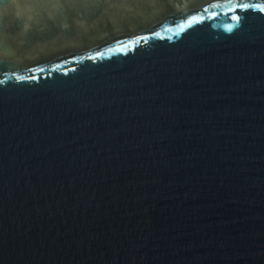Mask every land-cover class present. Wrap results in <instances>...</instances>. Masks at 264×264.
<instances>
[{
	"label": "water",
	"instance_id": "water-1",
	"mask_svg": "<svg viewBox=\"0 0 264 264\" xmlns=\"http://www.w3.org/2000/svg\"><path fill=\"white\" fill-rule=\"evenodd\" d=\"M240 3L264 6L0 0V264H264V12Z\"/></svg>",
	"mask_w": 264,
	"mask_h": 264
},
{
	"label": "snow or ice",
	"instance_id": "snow-or-ice-1",
	"mask_svg": "<svg viewBox=\"0 0 264 264\" xmlns=\"http://www.w3.org/2000/svg\"><path fill=\"white\" fill-rule=\"evenodd\" d=\"M238 6H239L241 9H244V10L248 9L249 7H257V8L260 9V11L264 12V6H261V5H259V4L249 5V4H245V3H240V4H238ZM236 7H237V5H234V6L230 9V11H235V10H236ZM205 11H207V9H206ZM232 18L235 19V20H237V21L240 20V17H239V16H233ZM193 22H198V21H197L196 18H193V20L189 22V25H188V26L190 27L191 24H192ZM229 30H231V29H229Z\"/></svg>",
	"mask_w": 264,
	"mask_h": 264
}]
</instances>
